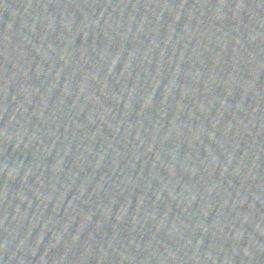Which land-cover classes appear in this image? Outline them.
<instances>
[{
	"label": "water",
	"instance_id": "1",
	"mask_svg": "<svg viewBox=\"0 0 264 264\" xmlns=\"http://www.w3.org/2000/svg\"><path fill=\"white\" fill-rule=\"evenodd\" d=\"M0 264H264V0H0Z\"/></svg>",
	"mask_w": 264,
	"mask_h": 264
}]
</instances>
